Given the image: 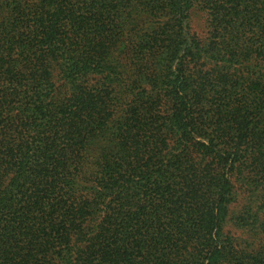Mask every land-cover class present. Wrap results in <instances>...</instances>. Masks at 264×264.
Returning a JSON list of instances; mask_svg holds the SVG:
<instances>
[{
  "label": "trees",
  "instance_id": "obj_1",
  "mask_svg": "<svg viewBox=\"0 0 264 264\" xmlns=\"http://www.w3.org/2000/svg\"><path fill=\"white\" fill-rule=\"evenodd\" d=\"M0 264H264V0H0Z\"/></svg>",
  "mask_w": 264,
  "mask_h": 264
},
{
  "label": "rangeland",
  "instance_id": "obj_2",
  "mask_svg": "<svg viewBox=\"0 0 264 264\" xmlns=\"http://www.w3.org/2000/svg\"><path fill=\"white\" fill-rule=\"evenodd\" d=\"M191 30L199 37L203 38V35L205 33V27H204V18L202 19L200 17L194 18L191 26Z\"/></svg>",
  "mask_w": 264,
  "mask_h": 264
}]
</instances>
